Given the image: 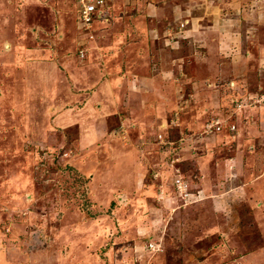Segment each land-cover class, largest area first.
Segmentation results:
<instances>
[{
  "label": "rangeland",
  "instance_id": "374dc122",
  "mask_svg": "<svg viewBox=\"0 0 264 264\" xmlns=\"http://www.w3.org/2000/svg\"><path fill=\"white\" fill-rule=\"evenodd\" d=\"M79 7L0 0V264H257L264 0Z\"/></svg>",
  "mask_w": 264,
  "mask_h": 264
},
{
  "label": "built area",
  "instance_id": "2783aa9c",
  "mask_svg": "<svg viewBox=\"0 0 264 264\" xmlns=\"http://www.w3.org/2000/svg\"><path fill=\"white\" fill-rule=\"evenodd\" d=\"M116 0H80L79 7V29L87 34L84 43H90L95 39V35L92 34L95 30L94 24H105L110 20V14L112 11V2ZM186 26L185 22H181L180 28ZM81 52V56L85 55V51ZM258 101V100H257ZM177 188L179 190H186L185 185L181 179L177 180ZM154 244H151V248Z\"/></svg>",
  "mask_w": 264,
  "mask_h": 264
},
{
  "label": "crops",
  "instance_id": "0c3cea01",
  "mask_svg": "<svg viewBox=\"0 0 264 264\" xmlns=\"http://www.w3.org/2000/svg\"><path fill=\"white\" fill-rule=\"evenodd\" d=\"M113 5H115V2H112V6ZM116 9L117 10V7H112V9ZM176 10H177V8H171V11H172V13H173V15H174V17H175V12H176ZM155 12V10H153V13ZM154 16H155V14H154ZM186 16H187V14H186ZM143 18H142V16L140 17V20H142ZM189 21H191V20H189ZM143 22H144V19H143ZM140 24V23H139ZM144 24V23H143ZM172 24H174L175 26H176V29L177 28H179V29H181L179 32H181L182 31V28H180L179 26H180V23H179V21L177 20V22H173ZM188 24V23H187ZM103 24H101V23H95L94 24V27H95V29H97L98 27H100V26H102ZM187 26V25H186ZM170 27L171 28H169V30H166L167 32L165 33V37H164V39L163 40H165L164 42H165V44L166 45H169L171 42H170V40H172L173 39V31H172V28H174L173 27V25H170ZM96 32H95V37H97V30H95ZM154 31L155 30H153V27L149 30V35H150V39L152 40L153 38H154ZM170 31L172 32V33H170ZM186 32H187V34H189L188 35V37L189 38H192V37H190V29H188V30H186ZM149 35H148V33L147 32H143V34L141 35V34H139L138 35V40L136 39V42H134V43H131L132 45L133 44H139V43H145V42H150V39H149ZM84 36V35H83ZM95 40H96V38L92 41V42H90V43H93V42H95ZM97 41V40H96ZM172 47H174V46H171V48ZM114 49V48H113ZM100 50H102V51H100ZM100 50H98L97 52H96V54L98 53V58H99V63H100V65L101 66H105V64H107V62H108V60H109V57H111L112 56V54H116L115 52H114V50H112L111 49V51H109L110 53H108V55L109 56H107V55H104L103 54V49L102 48H100ZM123 51V50H122ZM145 52H147V53H149L150 51L149 50H147V49H145ZM123 53V52H122ZM122 53H120V54H122ZM102 69H104V68H102ZM140 78L138 77V80H139ZM111 86H115V84L114 85H111ZM107 87H109V86H107ZM105 88V87H104ZM126 87L123 85L122 86V88H121V90L123 89L125 92H127L128 93V91L130 90L129 88H127V89H125ZM108 89V88H107ZM105 91H106V89H105ZM109 91H111V89H110V87H109ZM123 92V91H122ZM264 248V247H263ZM258 255H261V256H258ZM263 253L261 252V251H259L258 249H257V251L256 252H252V263L253 262H256V261H258L257 259H259V258H261V260L263 259ZM264 262V261H263Z\"/></svg>",
  "mask_w": 264,
  "mask_h": 264
},
{
  "label": "bare ground",
  "instance_id": "6f19581e",
  "mask_svg": "<svg viewBox=\"0 0 264 264\" xmlns=\"http://www.w3.org/2000/svg\"><path fill=\"white\" fill-rule=\"evenodd\" d=\"M35 14V13H34ZM125 219H126V217H125ZM135 223H136V221H135ZM258 256H261V255H258ZM258 261V263L257 264H264V258L261 260V258H259V259H257Z\"/></svg>",
  "mask_w": 264,
  "mask_h": 264
},
{
  "label": "clouds",
  "instance_id": "9594fccd",
  "mask_svg": "<svg viewBox=\"0 0 264 264\" xmlns=\"http://www.w3.org/2000/svg\"><path fill=\"white\" fill-rule=\"evenodd\" d=\"M152 244H154V243H152ZM157 246H161V244H157ZM156 248V247H155Z\"/></svg>",
  "mask_w": 264,
  "mask_h": 264
}]
</instances>
